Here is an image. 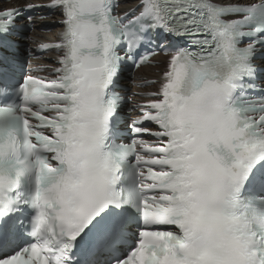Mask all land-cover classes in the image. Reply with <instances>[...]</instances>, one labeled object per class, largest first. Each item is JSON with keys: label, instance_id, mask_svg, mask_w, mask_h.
Instances as JSON below:
<instances>
[{"label": "snow or ice", "instance_id": "1", "mask_svg": "<svg viewBox=\"0 0 264 264\" xmlns=\"http://www.w3.org/2000/svg\"><path fill=\"white\" fill-rule=\"evenodd\" d=\"M0 264H264V0L0 9Z\"/></svg>", "mask_w": 264, "mask_h": 264}, {"label": "bare ground", "instance_id": "2", "mask_svg": "<svg viewBox=\"0 0 264 264\" xmlns=\"http://www.w3.org/2000/svg\"><path fill=\"white\" fill-rule=\"evenodd\" d=\"M29 2H32V3H38V4H44V3H47V0H18L16 2H10L8 3L7 1L5 0H0V7H15V6H24L26 3H29ZM59 18L55 19L53 21V25H54V30L52 31V34L53 36H55V32L56 30L60 29L58 27V24H59ZM40 24L41 23H37L36 26H35V29L38 30L39 27H40ZM46 38V39H45ZM48 38H52V35H46L44 33H41V32H38L36 33L32 38H31V42H27L31 47H34L36 45V40H39V39H45L47 40ZM162 59H158V61H161ZM47 59H38L37 62H41L42 64H46L47 63Z\"/></svg>", "mask_w": 264, "mask_h": 264}]
</instances>
